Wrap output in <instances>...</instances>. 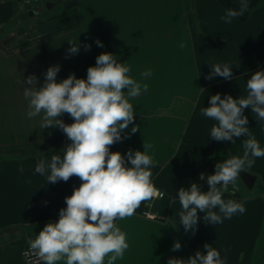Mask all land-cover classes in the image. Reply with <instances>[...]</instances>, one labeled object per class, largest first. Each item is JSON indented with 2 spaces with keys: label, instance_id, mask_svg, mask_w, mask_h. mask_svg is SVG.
Wrapping results in <instances>:
<instances>
[{
  "label": "crops",
  "instance_id": "obj_1",
  "mask_svg": "<svg viewBox=\"0 0 264 264\" xmlns=\"http://www.w3.org/2000/svg\"><path fill=\"white\" fill-rule=\"evenodd\" d=\"M54 3L53 10L43 12L18 0L0 4V264H24L22 252L28 240L47 223L58 221L59 210L66 207L65 197L81 184L73 176L67 182L47 185L46 178L34 172L39 160L63 157L70 141L58 128L42 130L40 117L27 118L22 81L34 74L43 84L44 73L57 64L58 81L73 73L86 79L87 69L104 52L129 67L128 75L141 85L140 95L129 101L140 131L110 150L126 154L129 149L144 151L147 145L155 164L151 168L154 186L165 194L153 200L150 208L164 220L141 216L144 202L133 216L116 221L129 248L114 264H167L173 257L186 260L198 250L206 252L205 243L226 257L225 264H264V157L247 170L257 178L252 190L236 183L234 194L231 190L224 193L225 200L244 202V214L213 226L198 212L197 231L185 233L177 197L178 190L192 182L207 191L199 174L207 176L217 162L243 154V137L235 143L210 138L216 122L200 110L217 93L222 98L246 96L247 80L264 69V0L253 7L249 4L244 16L230 24L220 17L226 9H238L240 0H232V7L223 0ZM97 40L103 47L97 46ZM68 41L79 42L78 54L67 56ZM85 44L90 50L84 49ZM212 62L233 65V79H206ZM244 114L250 132L264 148V122L250 109ZM61 119L73 122L67 114ZM177 240L182 248L173 252ZM57 264H66V259Z\"/></svg>",
  "mask_w": 264,
  "mask_h": 264
},
{
  "label": "clouds",
  "instance_id": "obj_2",
  "mask_svg": "<svg viewBox=\"0 0 264 264\" xmlns=\"http://www.w3.org/2000/svg\"><path fill=\"white\" fill-rule=\"evenodd\" d=\"M248 9L249 0H240L239 8L226 9L220 20L230 24L233 19L243 17ZM68 43L71 47L66 50L67 56L78 54L79 42ZM96 44L103 47L99 40ZM90 47L84 45L86 51ZM232 67L229 63L212 62L205 78L219 76L232 80ZM59 71L60 65L50 66L44 73L43 84L34 74L22 81L26 85L23 96L28 102L27 118L40 117L42 130L58 128L70 141L63 148V157L53 155L50 161L39 160L34 172L44 176L47 185L67 182L73 176L81 184L65 197L66 207L59 210L58 221L47 223L34 239L28 240L25 255L35 257L31 264H57L65 259L66 264H105L106 257L107 264H114L129 248L126 234L116 221L133 216L142 203L158 194L151 171L155 164L147 154V145H143L144 151L129 149L126 154L110 150L115 143L140 131L129 101L140 95L141 85L128 75L129 67L108 52L96 57L95 66L87 69L86 79L73 73L58 81ZM144 90L147 91V85ZM246 91L247 95L239 98L232 95L222 98L220 93L211 95L209 106L200 110L202 116L216 122L211 127L210 138L235 143L243 137V154L217 162L214 174H199L198 179L208 185L207 191H202L196 182L178 190L181 205L178 215L185 233L197 231L198 212L204 214L206 224L213 226L246 212L244 202L225 200L223 196L230 186L234 194L240 174L250 170L257 158L264 157V148L250 132L244 114L245 109H250L259 122H264V69L250 76ZM65 114L72 123L61 119ZM181 248L177 240L171 250L176 252ZM203 248L206 252L198 250L186 260L169 258L167 264H225L226 257L222 258L221 252L211 244L205 243Z\"/></svg>",
  "mask_w": 264,
  "mask_h": 264
},
{
  "label": "built area",
  "instance_id": "obj_3",
  "mask_svg": "<svg viewBox=\"0 0 264 264\" xmlns=\"http://www.w3.org/2000/svg\"><path fill=\"white\" fill-rule=\"evenodd\" d=\"M9 0H0V4H3ZM20 3H22L25 7L33 10H38L39 8H45L47 3H52L54 0H18ZM231 190V186H230ZM232 191V190H231ZM165 194L158 190L157 196L153 199H161L164 198ZM146 202L145 207L139 212L141 216L150 219V220H164L165 217L161 215H157L156 213L152 212L150 210L152 201ZM29 245L25 247V249L22 252L23 257V263L24 264H31V261L35 260V257H26L25 253L28 252Z\"/></svg>",
  "mask_w": 264,
  "mask_h": 264
},
{
  "label": "water",
  "instance_id": "obj_4",
  "mask_svg": "<svg viewBox=\"0 0 264 264\" xmlns=\"http://www.w3.org/2000/svg\"><path fill=\"white\" fill-rule=\"evenodd\" d=\"M55 3H47L45 8H42L40 11L43 12L44 10L50 11L55 7ZM239 178L241 179L242 183L249 189L252 190L253 186L256 183V176L245 171L242 172L239 176Z\"/></svg>",
  "mask_w": 264,
  "mask_h": 264
},
{
  "label": "trees",
  "instance_id": "obj_5",
  "mask_svg": "<svg viewBox=\"0 0 264 264\" xmlns=\"http://www.w3.org/2000/svg\"><path fill=\"white\" fill-rule=\"evenodd\" d=\"M223 1H225L230 7H232V0H223ZM260 1L261 0H250L249 4H250L251 7H253V6H256ZM214 171H215V169L213 170L212 168H210L209 172L207 173V175L214 174ZM142 208H144V207H141V210H142Z\"/></svg>",
  "mask_w": 264,
  "mask_h": 264
},
{
  "label": "rangeland",
  "instance_id": "obj_6",
  "mask_svg": "<svg viewBox=\"0 0 264 264\" xmlns=\"http://www.w3.org/2000/svg\"><path fill=\"white\" fill-rule=\"evenodd\" d=\"M236 183H237V185H238V186H240V187H242V186H243V184H242V181H241V179H240V178L237 180V182H236Z\"/></svg>",
  "mask_w": 264,
  "mask_h": 264
}]
</instances>
